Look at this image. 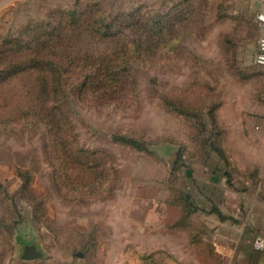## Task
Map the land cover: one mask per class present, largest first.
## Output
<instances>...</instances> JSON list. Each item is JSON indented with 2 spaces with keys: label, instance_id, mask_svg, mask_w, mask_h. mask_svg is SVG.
<instances>
[{
  "label": "rangeland",
  "instance_id": "obj_1",
  "mask_svg": "<svg viewBox=\"0 0 264 264\" xmlns=\"http://www.w3.org/2000/svg\"><path fill=\"white\" fill-rule=\"evenodd\" d=\"M223 1L0 3V72L86 7L113 22L111 34L66 28V53H112L136 34L121 29L132 12L156 20L162 40L129 63L113 96L82 89L91 66L62 67L60 135L20 115L37 102L39 72L0 81V264L23 262L31 243L45 264H145L152 255L161 264H264L253 244L264 234V67L238 48L235 18L223 25Z\"/></svg>",
  "mask_w": 264,
  "mask_h": 264
},
{
  "label": "trees",
  "instance_id": "obj_2",
  "mask_svg": "<svg viewBox=\"0 0 264 264\" xmlns=\"http://www.w3.org/2000/svg\"><path fill=\"white\" fill-rule=\"evenodd\" d=\"M76 13L78 14L76 15ZM69 14L68 20H61L59 23L54 24L49 30V36H46L42 41H37L36 46H31L32 49L30 48V52L25 57L19 56V53H17L23 46L19 42L17 44L19 48H12L17 51L13 53H17L16 55L18 56L10 57V59L7 58L10 69H4L0 72V81L25 71L39 72V83L32 88L34 93L31 94V96L34 95L37 102L33 106L20 109V115H26L27 122H31L33 125L37 122L34 121L35 118L40 119L47 131L56 135H60L63 129H66L65 113L60 104L62 84L59 80L62 67L66 69L67 63L69 64L73 61L80 62L83 66L82 70L88 69L91 66L92 70L84 73L82 89L86 84L92 85L94 88L92 91L97 97L113 96L117 91L115 86L124 87L126 83L129 63L133 60L146 61L145 55L155 52L160 41H162L158 36L159 29L156 25V20L149 22L132 12L128 14L129 19H126L125 26H122L121 29L131 25L137 27L133 39L125 40L122 44L118 45L115 51L107 55L92 53L73 56L70 53H66L64 47H62L63 40L66 39V36L63 35L66 28L80 32L87 27L103 36H108L111 34L109 29L113 26V22H105V18L101 15L95 17L93 9L91 10L88 7L77 12H69ZM56 29L59 31L57 37L53 36ZM167 31L170 37L173 33L171 25L167 26ZM76 40L79 41L80 38ZM170 40L167 39V41ZM4 121L6 122L7 119H4ZM6 126L4 124V128H7ZM116 138L133 144L139 143L138 139L128 135H117ZM182 194L185 195L184 208L187 210V214H189L190 210L195 209L191 192L185 190ZM218 214L223 218L220 211H218ZM152 256L143 257L145 264H161L163 262H158V259Z\"/></svg>",
  "mask_w": 264,
  "mask_h": 264
},
{
  "label": "crops",
  "instance_id": "obj_3",
  "mask_svg": "<svg viewBox=\"0 0 264 264\" xmlns=\"http://www.w3.org/2000/svg\"><path fill=\"white\" fill-rule=\"evenodd\" d=\"M10 1L12 0H0V3H9ZM259 11H264V0L223 1V25L225 24V20L228 21L235 18L237 26L235 38L238 48L249 49L254 55L257 52L259 37L264 33L256 21V14ZM216 217L220 221H223L221 215L218 214ZM216 245L217 250L223 254V243ZM44 259H46L45 256L31 260L22 259L23 262L20 264H45L42 262ZM9 263H13L12 258ZM15 264H18V262L16 261Z\"/></svg>",
  "mask_w": 264,
  "mask_h": 264
},
{
  "label": "built area",
  "instance_id": "obj_4",
  "mask_svg": "<svg viewBox=\"0 0 264 264\" xmlns=\"http://www.w3.org/2000/svg\"><path fill=\"white\" fill-rule=\"evenodd\" d=\"M256 21L264 31V11H259L256 14ZM254 61L257 65L264 67V33L259 37ZM253 244L256 249L264 250V234H257L254 237Z\"/></svg>",
  "mask_w": 264,
  "mask_h": 264
},
{
  "label": "water",
  "instance_id": "obj_5",
  "mask_svg": "<svg viewBox=\"0 0 264 264\" xmlns=\"http://www.w3.org/2000/svg\"><path fill=\"white\" fill-rule=\"evenodd\" d=\"M44 256L43 250L35 243L26 244L21 254V259L31 260Z\"/></svg>",
  "mask_w": 264,
  "mask_h": 264
}]
</instances>
